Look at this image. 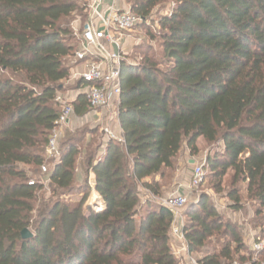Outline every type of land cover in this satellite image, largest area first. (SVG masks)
<instances>
[{
	"label": "trees",
	"instance_id": "obj_1",
	"mask_svg": "<svg viewBox=\"0 0 264 264\" xmlns=\"http://www.w3.org/2000/svg\"><path fill=\"white\" fill-rule=\"evenodd\" d=\"M164 1L131 3L140 26ZM83 9L78 0H0V264H180L172 248L175 214L151 195H161L184 142L196 154L200 138L223 144L207 156L216 191L232 170L264 214V0H174L153 35L159 54L122 63L123 139H109L102 156L87 155L100 195L95 206L88 205L87 178L79 201L37 205L44 182L27 167L46 165L58 96L80 45L73 22ZM84 85L77 80V88ZM71 104L78 115L90 111L84 93ZM79 153L71 137L62 139L59 158H48L53 196L75 189ZM140 188L149 191L144 201ZM230 197L240 208L239 192ZM185 216L184 239L191 255L202 254L201 264L247 263L236 226L209 196ZM25 228L32 237L22 236ZM221 234L232 242L208 250Z\"/></svg>",
	"mask_w": 264,
	"mask_h": 264
},
{
	"label": "rangeland",
	"instance_id": "obj_2",
	"mask_svg": "<svg viewBox=\"0 0 264 264\" xmlns=\"http://www.w3.org/2000/svg\"><path fill=\"white\" fill-rule=\"evenodd\" d=\"M124 1L131 5L135 0ZM173 3L174 0H165L163 3L158 4L152 10L151 18L146 25H138L132 31L126 33L127 35L124 45L128 52L127 61L132 63L141 61L143 52H148L150 55L159 54V39L153 37V35H158V32L160 31L158 21L160 17L171 10ZM80 4L81 7L85 5V9L76 12L77 15L75 20H80L84 23L88 19V4L82 1H80ZM70 80L71 79L69 78L63 81L64 89L59 93V96L62 99L77 89V81ZM104 136L106 135L103 132L101 120H99L95 114H74L73 124L64 130L63 141L73 137L80 149L76 162L75 189L63 195L53 196L51 183L47 176V173L51 171V168L53 167V162L48 160L46 155L47 172L43 169H41V171H34L27 167L32 179H40L44 182V189L38 193L39 201L37 202V205H40L41 202H48L50 198L56 199L57 197H60L61 199L75 202L83 197L87 191L84 184H86V178L89 176L90 172V169H88L87 155L94 151L97 157L100 156ZM197 145L198 152L193 154L188 148L186 142H184L180 152L175 158L174 167L168 169L165 177L161 180V195L158 197L151 195V197L158 202H162L163 199L169 196L184 194L187 197V203L180 210L179 217L180 221L185 223L187 220L185 213H187L191 207L199 201L202 195L205 194L209 196L210 200L214 203L223 217L234 223L236 226L245 245L242 253H244L247 263L252 264L257 259H262L261 252H263L264 249L256 254V252L253 251L252 246L260 241L264 244V214H257V205L248 197L246 184L243 182L235 183L233 180L234 172L232 170H229L228 174L222 181V191H216L218 180L212 175L211 170L207 167V156L215 154L218 149L223 148V144L221 142L209 143L204 138H200ZM199 165L203 166V181L198 187H193L191 182L192 176L196 167ZM231 191L239 192L241 196L240 208H235V200L230 197ZM147 194H149V191L140 188V196L143 201ZM95 195L96 193L91 189L88 205L92 204V206H95V204H93ZM230 241L232 242L231 236L228 237L225 234H221L213 237L207 243L206 247L211 251H220L221 247ZM232 245H234V243H232ZM193 257L199 259L202 257V254H194ZM235 258H239V256L236 255Z\"/></svg>",
	"mask_w": 264,
	"mask_h": 264
},
{
	"label": "built area",
	"instance_id": "obj_3",
	"mask_svg": "<svg viewBox=\"0 0 264 264\" xmlns=\"http://www.w3.org/2000/svg\"><path fill=\"white\" fill-rule=\"evenodd\" d=\"M101 4L103 3L100 0H94L89 5L88 8L91 10L92 17L82 24L80 30H76L80 38V45L72 60L74 63L81 62L85 66V70L79 75V79L85 84L81 89L89 101L90 110H108L112 112L114 118H117L121 93L122 63L127 60L128 55L124 39L127 35L126 33L135 29L144 19L132 12L131 9L121 10L116 8L115 4L108 5L107 11L104 13L100 9ZM95 18H98L99 21L97 22ZM58 100L62 103L61 114L46 146L47 157L54 159L59 158L64 130L68 127L72 116L75 114L74 106L70 101H66L60 96H58ZM102 129L109 139H123L115 132L111 124L105 125ZM42 169L45 172L48 171L46 165H43ZM91 175L93 179H96L93 170ZM203 176V166L199 165L193 173L192 186L198 187L203 181ZM160 203L169 207L175 214L172 228L173 237L181 236L185 241L183 235L185 223L180 221L179 215L180 210L187 203V197L184 194H176L163 199ZM184 244L186 245V241ZM185 249L188 248L186 247ZM252 249L256 254L259 253L264 249L263 242L260 241L254 244ZM174 253L180 256L178 249H174ZM189 261L191 264H201L193 256H190ZM222 264L249 263L235 260ZM258 264H264V260H259Z\"/></svg>",
	"mask_w": 264,
	"mask_h": 264
},
{
	"label": "crops",
	"instance_id": "obj_4",
	"mask_svg": "<svg viewBox=\"0 0 264 264\" xmlns=\"http://www.w3.org/2000/svg\"><path fill=\"white\" fill-rule=\"evenodd\" d=\"M78 1H82V2H86L89 5L94 1V0H78ZM101 6L100 9H102V11L105 13V11H107V6L111 5V4H115V7L118 9H131V5L127 4L124 0H100ZM88 19H90L92 17L91 15V10L88 8ZM95 20L98 22V18H95ZM82 22L80 20H75L73 23L74 29L75 30H80L82 27ZM126 38V37H125ZM125 42V39H124ZM126 49V48H125ZM85 70V66L83 63L81 62H76L73 64V68L71 71V74L69 76V78L71 79L70 81H77L79 79V75ZM68 78V79H69ZM83 93L81 87L75 89L73 91V93H70L69 95H66V97H64V100L66 98L67 101L73 102L75 100H77V98L80 96V94ZM87 114H95L97 116V118L99 120H101V124H102V128L107 125V124H111V126L113 127V129L115 130V132L123 138V131L122 128L120 126L118 117L114 118L112 115L111 111L108 110H100V111H93L90 110ZM85 114V115H87ZM73 118L74 116H72L70 123L68 125V127H70L71 124H73ZM109 141V138L107 136H104V142L101 148V152H100V156H102L105 153L106 150V146L107 143ZM91 169L89 172V176L87 177V179L89 180V184L92 188V190L94 191V193L98 194L97 191L95 190V181L96 179H93L92 175H91ZM99 195V194H98ZM100 196V195H99ZM184 240L181 238V236H174L172 239V248L173 251L174 249H178L180 251V259H181V263L180 264H191L189 261L190 256H193L189 253L188 249H185L187 246L184 244ZM186 246V247H185ZM198 259V258H197Z\"/></svg>",
	"mask_w": 264,
	"mask_h": 264
},
{
	"label": "water",
	"instance_id": "obj_5",
	"mask_svg": "<svg viewBox=\"0 0 264 264\" xmlns=\"http://www.w3.org/2000/svg\"><path fill=\"white\" fill-rule=\"evenodd\" d=\"M22 236H23L24 238H30V237L33 236V233L30 231L29 228H25V229L23 230V232H22Z\"/></svg>",
	"mask_w": 264,
	"mask_h": 264
}]
</instances>
